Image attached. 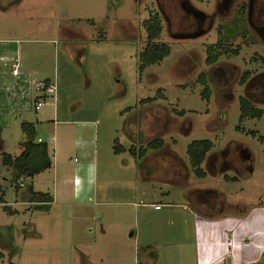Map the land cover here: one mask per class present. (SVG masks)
Listing matches in <instances>:
<instances>
[{
  "label": "rangeland",
  "instance_id": "1",
  "mask_svg": "<svg viewBox=\"0 0 264 264\" xmlns=\"http://www.w3.org/2000/svg\"><path fill=\"white\" fill-rule=\"evenodd\" d=\"M136 1L0 0V264H200L205 247L195 243L192 198L249 206L246 222L225 223L231 226L206 239L216 245L206 251L214 263L264 264V113L241 121L240 110L245 98L264 112L257 84L264 79V44L245 24L215 22L202 35L183 36L194 27L168 13L156 42L168 45L169 55L140 71L144 22L158 12L152 0ZM219 41L239 48L238 55L217 50L218 61L207 66V48ZM219 65L222 77L213 72ZM247 71L252 85L245 90L239 83ZM44 80L53 91L35 111V86ZM23 122L33 123L37 142L48 145L53 166L31 183L53 196L48 211L32 208L28 181L17 188L20 181L3 165V154L21 152ZM141 135L164 138L161 151L182 155L183 175L163 178L156 166L115 153V140L138 148ZM200 140L213 144L201 168L218 183H197L188 164L187 146ZM144 187L151 191H133Z\"/></svg>",
  "mask_w": 264,
  "mask_h": 264
},
{
  "label": "trees",
  "instance_id": "2",
  "mask_svg": "<svg viewBox=\"0 0 264 264\" xmlns=\"http://www.w3.org/2000/svg\"><path fill=\"white\" fill-rule=\"evenodd\" d=\"M145 31L147 33V42L143 51L139 55L140 66L139 70L143 71L146 67L161 62L169 55V47L164 43H157L162 33V27L158 16L151 15V17L144 22ZM231 53L233 56L238 55V50L226 45L225 41H219L215 45L207 48V58L205 64L207 66L213 65L218 61L221 53ZM222 68H217L213 72L215 75L222 77ZM232 72V71H231ZM213 76V75H212ZM250 72H244L240 84L243 85L247 82ZM241 121L247 118H259L264 113L263 111L254 108V106L245 98L240 99ZM21 130L25 134V139L21 143L22 152L13 157L9 154H3V165L11 168L13 171L14 181L17 183L21 178L27 180L25 197L27 202L32 205L35 210L48 211L53 198L48 193L35 192L32 189V179L40 173L49 170L52 166L50 156L48 154V146L45 142H37L35 137V128L32 123L23 122ZM115 153L124 152L125 149L120 145L117 140L114 141ZM163 146V141L155 139L149 143L144 149L139 148V156L143 155L147 149H160ZM213 144L208 140L193 141L187 146L186 156L188 158L189 166L194 176L202 180L205 178L206 173L202 170L201 165L204 162L206 155L212 149ZM132 153V150L129 149ZM17 184V188H20Z\"/></svg>",
  "mask_w": 264,
  "mask_h": 264
},
{
  "label": "crops",
  "instance_id": "3",
  "mask_svg": "<svg viewBox=\"0 0 264 264\" xmlns=\"http://www.w3.org/2000/svg\"><path fill=\"white\" fill-rule=\"evenodd\" d=\"M7 59L8 58H5L6 62H7ZM15 59L16 58H13L11 60L12 61V63H11V76L12 77H17V75L12 74L13 65L17 64ZM26 81L27 80H24V84H26L25 85L26 88L29 89L30 86L28 85V83ZM35 84H37V83H35ZM40 84H46L47 86H49V85L52 86L51 81H49V80H44ZM35 89H36V86H35ZM19 90L23 91L22 88H19ZM11 91H12V88H9V91H7V92H11ZM37 91L40 92V96L37 97V100L34 103V110L35 111L40 110V108H42L45 105V103L42 102L43 105L39 109H36V107H35L36 103L39 102L40 99L47 98L48 97L47 94H51V93L46 92V91H40V90H37ZM27 92H28V90H27ZM18 93H19V91H18ZM16 97H18V99H21V98H24V95L18 94ZM26 123H28V122H26ZM34 128H35V125H34ZM35 133H36V130H35ZM130 136L134 142V140H136V135H130ZM141 136H142L141 137L142 142H139L140 144H139L138 148L136 147V144H133L128 148L123 146L125 151L122 153H125V152L129 153L133 160L139 161L140 164H142L148 168L150 166H156L159 169L157 172H161L162 174L165 173L166 176L163 177L164 176L163 175L162 176L163 178H167V179L171 178L172 180H175V179H177V177H180V175H183V171H182V169H180L181 167H179L180 163L183 162L182 155L177 156L170 149H168L165 152L161 151V149L166 144V140L164 138H158V137L154 138L153 137L154 135H141ZM155 139H160L163 141L162 148L156 149V150L147 149V151L143 155L139 156L138 149L139 148H142V149L146 148L148 146V144L153 142ZM21 143H20L19 147H20L21 152H22ZM129 149L132 150V153L129 152ZM48 154H49V151H48ZM49 156H50V154H49ZM212 158H216V156L209 157L208 160L210 161V160H212ZM50 159H51V156H50ZM51 162H52V160H51ZM126 164H127V162L125 161V165H124L125 167H127ZM137 164L138 163H136L135 165H137ZM188 164H189V162H188ZM52 166H53V163H52ZM52 166H51V168H52ZM162 174H160L159 177H161ZM156 175H158V174H156ZM150 176L153 178V174H150ZM150 176L145 175L144 178L150 179ZM227 177L228 176H225V179ZM115 180L121 181L120 179H115ZM204 182H206V183L217 182L218 183L219 181L215 180V179H207V176L205 175V178L202 180H199L197 183L200 184V183H204ZM31 183H32V181H31ZM192 184H194V183H192ZM184 186L179 185V186H175L174 188L177 189L178 187H184ZM149 190L150 189L144 187L141 189L134 188L133 191L134 192H140L143 194V193L148 192ZM152 190L154 191V189H152ZM35 192H40V191H35ZM160 192H164V191L160 190ZM167 192H169V191H167ZM42 193H47V192H42ZM48 194L51 195L50 193H48ZM23 195H24V193H23ZM52 198H53V196H52ZM189 203L192 207V212H188V214L192 215V217L195 219V221L198 225L197 230H199L198 231L199 237L195 240V243H196V245H198L199 250L201 247L202 248L205 247V249H203L204 250L203 253H201V250L199 251V255H198L199 263L200 264H221L222 262H215L214 263L210 257V254L209 255L207 254L206 251H208V249L212 250V248H214L216 245H215V243H214V245L213 244L210 245L209 243H207L206 239L210 236L212 237L216 233L219 236L218 232H221V229L229 228L231 226V225L226 226L225 223H229L230 221H238V220H243L246 222L248 220V218L250 217L249 216V206L246 203L244 205L242 202L236 203L235 205H228V204H224V203H218L216 200H210L209 202H206V201H197L193 198L191 200H189ZM181 206L182 205L180 204L179 208ZM255 211L257 212V209H255L253 212H255ZM262 211H264V209H259V212H262ZM244 217H245V220H244ZM199 223L200 224L202 223L204 228H203V226H200ZM204 243H206L205 246H202V244L204 245ZM207 245H208V248H207ZM214 249L216 250V248H214ZM222 251H223V249H222ZM216 252L218 253L217 256L219 257L221 255V252L219 250ZM224 264H226V263L224 262Z\"/></svg>",
  "mask_w": 264,
  "mask_h": 264
},
{
  "label": "flooded vegetation",
  "instance_id": "4",
  "mask_svg": "<svg viewBox=\"0 0 264 264\" xmlns=\"http://www.w3.org/2000/svg\"><path fill=\"white\" fill-rule=\"evenodd\" d=\"M141 1L142 0H139L140 3ZM198 1H200L202 4H205L206 6L210 5L211 8L214 6V10L211 13H208L203 9L196 7L190 0H152V4L157 8L158 15L156 16H158L160 23L165 22L167 25V23L170 22V16L168 15V13H170L174 22H178V24H181L182 27H194L195 30L193 31V35L187 32L183 36L202 35L203 33H201V31H205L207 25L208 27H211L213 24H215V22L227 28L236 26L241 27L242 24H245L259 36L262 44H264V0ZM232 32L234 33V31ZM244 33L245 32H242L238 37L244 38ZM231 35L233 37L232 33L230 36ZM217 68L223 69V67L220 65L215 69ZM231 70H234L235 73V69L232 68ZM229 72L231 71L229 70ZM221 74L224 76L223 74L225 73L222 72ZM262 75H264V73ZM249 78L245 84L241 85L239 83V85L243 86L245 90L249 89L252 85V83H249ZM257 84L263 87L262 93L264 95V79L260 82H257ZM259 92H261V90H259ZM223 158L225 160V157ZM226 165H231V162L227 161Z\"/></svg>",
  "mask_w": 264,
  "mask_h": 264
},
{
  "label": "built area",
  "instance_id": "5",
  "mask_svg": "<svg viewBox=\"0 0 264 264\" xmlns=\"http://www.w3.org/2000/svg\"><path fill=\"white\" fill-rule=\"evenodd\" d=\"M12 74L13 75H17L18 74V65L17 64L13 65ZM36 89L40 90V91H46V92L51 93V90L53 91V86H51V85L47 86L46 84H40V85L36 86ZM42 105H43V103L39 101V102L36 103L35 107H36V109H39ZM38 142H41V140L38 139ZM19 181H20L19 182V187L20 188L24 187V185H25L24 180L21 178ZM154 208H155V210H158L160 208V206L154 205Z\"/></svg>",
  "mask_w": 264,
  "mask_h": 264
}]
</instances>
